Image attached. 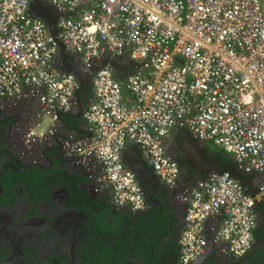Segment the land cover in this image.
<instances>
[{"label": "built area", "instance_id": "1", "mask_svg": "<svg viewBox=\"0 0 264 264\" xmlns=\"http://www.w3.org/2000/svg\"><path fill=\"white\" fill-rule=\"evenodd\" d=\"M42 1L57 13L65 51L81 58L80 79L53 66L59 44L34 16ZM124 58L132 71L121 80ZM93 72L95 99L82 117L91 138L70 139L66 152L90 175L102 172L96 179L116 206L143 212L144 191L123 159L128 146L169 188L181 178L165 145L175 127L221 148L249 182L224 172L181 189L176 202L187 210L179 260L206 255L210 221H219L215 244L242 260L264 206V0H0V99L37 100L57 125L81 112L78 93ZM38 130L28 128V143L41 139Z\"/></svg>", "mask_w": 264, "mask_h": 264}, {"label": "flooded vegetation", "instance_id": "2", "mask_svg": "<svg viewBox=\"0 0 264 264\" xmlns=\"http://www.w3.org/2000/svg\"><path fill=\"white\" fill-rule=\"evenodd\" d=\"M40 6L42 16L55 15L46 1ZM78 95L87 107L92 81ZM79 114L61 116L52 128L37 100L0 99V264H25L21 257L31 264H180L185 214L176 211L174 190L161 184L151 200L154 190L143 182L145 211L116 206L111 192H102L97 177L64 148L70 139L91 138ZM32 125L42 137L28 143ZM197 144L203 151L212 147ZM168 154L181 168V186L190 189L208 178L190 145ZM255 242L264 245V235ZM226 262L207 258L201 264ZM248 264H264V250H256Z\"/></svg>", "mask_w": 264, "mask_h": 264}, {"label": "water", "instance_id": "3", "mask_svg": "<svg viewBox=\"0 0 264 264\" xmlns=\"http://www.w3.org/2000/svg\"><path fill=\"white\" fill-rule=\"evenodd\" d=\"M37 17H41L43 18L46 22H47V26L48 29L50 31V33L52 34V36L55 38V40L57 41V43L59 44V52H64L65 51V47L63 46L62 42L57 38V30H56V22L50 18V16L48 17H44L41 14H36ZM112 67L114 68V66L112 65ZM69 73H74L76 75V77L78 79H80V74L77 70L73 69L68 71ZM95 72L91 73L89 75L88 81L86 82V84H88L90 81H92L93 77H94ZM78 101L80 103L81 106V112L79 114V117H83V111H84V107L81 101V98L78 95ZM60 121H62V119L59 118ZM64 124H66L67 127H69L71 129V125H68L67 123L64 122ZM187 139H190V141H192L193 139L190 138L189 135H186ZM194 142V147H193V151L196 154V157L199 160L200 165L199 169L200 171H204L206 172L208 175L207 177L209 178L210 176H212L213 174H220V173H224V172H228L230 173L232 176H234L237 180H239V182L242 185H246L249 182V179H247L245 176L238 174L235 170L234 167H223L220 164V161L217 159H207L204 156V153L202 151V148L198 147L199 142H197L196 140H193ZM169 155V154H168ZM170 156V155H169ZM173 160L174 158L172 156H170ZM123 159H124V163L126 165V168L129 169L139 180L141 186H144V183H148L152 186L153 190H154V194L152 197H150V199L152 200L155 196L156 193H158L160 187H161V183L158 181V179L155 177L154 173L152 172L151 169H149L145 163L143 162V159L141 157L140 154L137 153L136 149L134 146L130 145L128 146V148L125 150L124 154H123ZM176 161V160H175ZM202 181V180H201ZM261 179L258 178V183H261ZM172 190H174V198L176 199V196L179 195L181 189H186L183 186H181V184L178 185L177 188H170ZM144 191V194L147 198V194ZM257 187L253 189V192L251 194L252 198H255L256 194H257ZM178 207H176V211L180 213V216L184 213L186 214V210L187 207L185 205L182 204H177ZM258 227V225H257ZM209 242V246L211 245V247H214L215 245V235H213L211 237V239L209 238L208 240ZM210 248V247H208ZM256 250H264V246H258L256 244V242H254L253 248L249 251V253L247 254V256L245 257V259L242 262H234L232 261L233 259L230 258V260H228L226 262V264H248L250 257L252 256V254L256 251ZM212 259L215 260V257L213 254H211V252H207L206 255H204L203 257H201L199 260H197L195 263L193 264H201L205 259ZM16 261V259H13L11 262H9L8 264H12ZM21 261L25 264H31L29 263L25 258L21 257ZM216 261V260H215ZM139 264H144L142 262L139 261Z\"/></svg>", "mask_w": 264, "mask_h": 264}, {"label": "crops", "instance_id": "4", "mask_svg": "<svg viewBox=\"0 0 264 264\" xmlns=\"http://www.w3.org/2000/svg\"><path fill=\"white\" fill-rule=\"evenodd\" d=\"M34 9V16L37 17L36 14H40V9L39 8H36V6L33 7ZM42 11H44L43 9H41ZM53 10V9H52ZM54 14L55 15H52L50 13H46L47 15H45L44 17H48L50 16L51 19H53L55 21V18L57 16V13L53 10ZM38 18H41V17H38ZM81 58L79 56H76V55H73V54H70L69 52L67 51H64V52H59L58 55L55 57L54 59V68L59 71V72H63V73H67L68 71L70 70H73L76 68H78L79 66V63L81 62L80 60ZM121 62L119 63V65L121 64L122 68L119 70V73H117V77L121 80H125L127 74V71L125 70V67L129 68L130 69V62L128 59L124 58L122 60H120ZM125 66V67H124ZM126 68V69H127ZM128 69V70H129ZM130 71H132L130 69ZM86 84V83H85ZM84 86V84L82 85ZM81 86V88H82ZM80 88V89H81ZM124 94H125V98L127 100L128 103L132 104L133 103V100L132 98L129 96V93L128 91L125 89L124 91ZM87 98V97H86ZM90 98V99H89ZM95 97L94 95L90 96L87 98V104H90L94 101ZM82 101V100H81ZM51 120V119H50ZM53 125L52 128H54L56 125L54 124V122H52ZM184 131L183 129H180L178 127H175V129L166 137L165 139V145H166V148H167V152L170 151L171 149L172 150H178L180 148L185 149L187 146H191L192 148L194 147V142L193 140H195L193 137L190 136V138H192L193 140L190 141V139H187L186 136L184 135ZM187 133V132H186ZM207 144V143H205ZM213 147V146H212ZM137 153L140 154L139 150L137 148H135ZM209 150L213 149V148H208ZM203 151V150H202ZM101 173L102 172H99V174L95 173L94 176H101ZM101 189H103L102 192H105L106 194L108 193V191L111 192V196L113 198V193H112V190L110 189V187L106 184H102L101 186ZM146 198V196H145ZM147 199V198H146ZM259 209L262 211V212H259L258 211V214H259V220H258V227L255 231V237H256V240L258 239V236L259 235H264V206L262 207H259ZM219 221L215 222V221H210L208 224H207V234L209 236V238L211 239V237L213 236V232H212V228H215L216 229V224H218ZM264 246V245H262ZM210 249H211V254L214 255L215 257V260L218 262L219 260H223V261H228L231 259H233L232 261L234 262H237L236 259H234L232 256L228 255L227 253V248L224 244H217L215 245L214 247H211V245L209 246ZM247 256V255H246ZM245 256V257H246ZM242 258V260H240L239 262H242L244 259ZM221 258V259H220Z\"/></svg>", "mask_w": 264, "mask_h": 264}, {"label": "trees", "instance_id": "5", "mask_svg": "<svg viewBox=\"0 0 264 264\" xmlns=\"http://www.w3.org/2000/svg\"><path fill=\"white\" fill-rule=\"evenodd\" d=\"M80 98L83 101V98L82 97H80ZM215 150L216 151L209 150V149H205L204 150L205 157L207 159H217V160H219L220 161V164L223 167H234L236 169V164H235L233 158L230 155H228L227 153H225L221 148H216ZM141 187H142L143 190H145L144 189V186H141ZM257 211L262 212L259 208H257ZM178 245H179V242H178ZM179 248H180V246H179ZM95 262H96V264H101V262L99 261V259H97Z\"/></svg>", "mask_w": 264, "mask_h": 264}, {"label": "rangeland", "instance_id": "6", "mask_svg": "<svg viewBox=\"0 0 264 264\" xmlns=\"http://www.w3.org/2000/svg\"><path fill=\"white\" fill-rule=\"evenodd\" d=\"M51 9H53L54 11H55V9L53 8V7H51ZM211 148H213V149H211V150H214V151H216L215 149V147H211ZM193 149V148H192ZM211 152V151H210ZM203 153H204V151H203Z\"/></svg>", "mask_w": 264, "mask_h": 264}, {"label": "clouds", "instance_id": "7", "mask_svg": "<svg viewBox=\"0 0 264 264\" xmlns=\"http://www.w3.org/2000/svg\"><path fill=\"white\" fill-rule=\"evenodd\" d=\"M198 142V141H197ZM200 143V142H199ZM202 144H205V143H202ZM210 145V144H209ZM210 146H213V145H210ZM213 147H215V146H213ZM215 148H218V147H215ZM229 155V154H228ZM205 156V155H204ZM237 172V171H236ZM259 208V207H258Z\"/></svg>", "mask_w": 264, "mask_h": 264}]
</instances>
